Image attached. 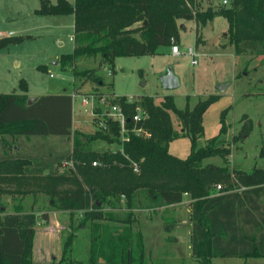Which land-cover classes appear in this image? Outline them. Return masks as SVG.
<instances>
[{
  "label": "trees",
  "instance_id": "obj_1",
  "mask_svg": "<svg viewBox=\"0 0 264 264\" xmlns=\"http://www.w3.org/2000/svg\"><path fill=\"white\" fill-rule=\"evenodd\" d=\"M186 1L190 0H74L73 4L66 0H57L56 4L41 0L35 13L73 16V50L61 55L58 62L61 70L66 71L83 57H100L112 67L115 58L154 54L159 47L172 46V41H179L175 21L192 19ZM216 17L226 20L227 45H233L237 56L264 57V0H231L228 6L197 14L194 16L196 45L201 42L200 29ZM136 24L139 26L134 27ZM9 44L0 43V49ZM19 88L22 93L27 92L25 80L19 82ZM219 97L210 95L192 109L187 97L183 110L176 108L171 95L164 96L159 104L150 96L140 97L132 104L124 97L111 99L109 103L120 106L127 120L128 139L119 142V129L113 123H110V134L96 132L85 138L75 137L71 132L73 112L69 95L40 96L27 105L25 94H0V137L72 140L69 152L45 149L35 159L22 144H17V151L11 144L14 153L0 160V168L1 165L11 168L17 174L19 167L27 168L32 163L34 174L42 175L59 163L73 160L83 183L75 181L71 191L54 189L52 206L60 211L82 212L92 221L105 219L104 204L124 198L126 217L107 219L125 228L118 234L107 233V228L98 234L99 226L95 228L92 264H144L142 235L131 230L133 197L141 189L159 206L179 204L184 194L190 196L191 257L197 264H213V258H264V170L254 168L246 173L229 171L226 166L213 170L209 165L202 166L205 159L226 160L231 154L216 144L218 137L226 132L227 110L221 114L218 135L204 147L196 148V140L204 133L203 116ZM137 108L144 119L134 124L132 117ZM172 116L181 128L180 133L173 127ZM133 129L142 132L136 133ZM248 133L249 129L243 126L237 140ZM180 137L190 140V152L185 159L169 153L170 143ZM94 140L119 144L120 149L94 152L88 148ZM259 157L264 159V144L259 149ZM95 161L101 166L93 167L91 164ZM133 164H137L139 175L133 172ZM215 184H223L224 188L213 192ZM43 219L47 220V215ZM35 224L36 217L31 213L0 217V264H31L28 257ZM99 259L103 262L98 263Z\"/></svg>",
  "mask_w": 264,
  "mask_h": 264
},
{
  "label": "rangeland",
  "instance_id": "obj_2",
  "mask_svg": "<svg viewBox=\"0 0 264 264\" xmlns=\"http://www.w3.org/2000/svg\"><path fill=\"white\" fill-rule=\"evenodd\" d=\"M40 1L0 0V43H11L0 49L1 94L22 93L19 88L22 79L27 82L29 98L46 94H74L77 97L73 99L71 132L77 138L98 132L92 114L98 115L100 108L107 110V103L113 96L132 98L134 103L140 97L150 96L155 104H159L164 96L171 95L176 108L183 110L187 97L189 108L192 109L198 101L217 95L220 96L218 101L203 116L204 133L196 140V148L204 147L209 139L218 135L221 114L227 110L226 132L218 137L216 144L230 150L231 154L226 160L220 157L205 159L202 166H226L229 171L240 170L246 173L254 168L264 170V159L259 157V149L264 144V57L250 54L237 56L233 45H227L228 26L221 17H216L200 29L201 42L195 44L194 16L222 8L221 0L186 1L185 6L192 19L175 21L179 29V41L173 42L179 45V55H172L171 47L162 46L154 54L115 58L112 67L103 63L100 57H83L77 59L74 67L66 71L61 70L58 62L61 55L72 53L74 18L72 15L38 16L35 12L39 9ZM48 1L51 4L57 2ZM66 1L74 3V0ZM181 25L185 27L179 28ZM133 36L137 37V34ZM190 47L195 53L194 65L187 54ZM169 68L179 79V87L173 91H165L160 82ZM49 74L54 78H50ZM221 84H227L224 92L217 90ZM78 96L87 98L89 102L90 96L96 98L93 103L82 106ZM171 118L174 129L180 133L181 128L176 119L174 116ZM243 126L249 129V133L245 138L243 135L237 140ZM12 144H22L33 159L41 150L53 149L63 153L72 148L70 138L25 140L20 137ZM88 148L97 153L115 152L120 149V145L94 140ZM7 150L13 151L11 146ZM189 152L190 140L187 137H180L169 145V153L179 159H185ZM61 164L34 177L27 176L19 167L15 176L6 178V185L13 184L6 187L10 191L0 190V198L4 194L0 207L4 208L2 213H31L36 217L35 235L28 257L31 264H92L90 256L95 228L99 226L98 234H103L105 228L109 234L122 233L125 225L107 218H125L128 212L125 200L121 198L119 202L104 204L105 219L102 221H92L82 212L54 208V189L59 192L71 191L75 181L83 183L73 160L71 165L61 167ZM100 166L97 162L96 167ZM134 173L139 175L140 171ZM231 182L234 183L233 178ZM217 186L224 188L223 184H215L213 192L218 191ZM177 211L173 213L167 206L152 203L143 189L134 194L131 230L134 234L140 233L142 240L144 238V264H197L191 257L190 243L184 240L177 245L172 237L177 223L175 220L180 219V211ZM44 215H47V220L43 219ZM180 215L184 220L186 213L181 212ZM81 224L84 226L81 227ZM179 232L184 235L185 227ZM102 262V259L98 260V263ZM212 263L264 264V258H213Z\"/></svg>",
  "mask_w": 264,
  "mask_h": 264
},
{
  "label": "crops",
  "instance_id": "obj_3",
  "mask_svg": "<svg viewBox=\"0 0 264 264\" xmlns=\"http://www.w3.org/2000/svg\"><path fill=\"white\" fill-rule=\"evenodd\" d=\"M136 26H139V24H136L134 27H136ZM184 27H185L184 25L179 26V28H184ZM72 41H73V37H72ZM224 46H226V45H224ZM179 50H180V48H179ZM170 52H171V49H170ZM53 64L54 65H57L56 62H54ZM46 71H47V69H46ZM49 77H50V74H49ZM19 94H25L29 98V95L30 94L28 92V85H27V92L26 93H19ZM46 95H50V94H46ZM53 95H69V96H71L70 94H65V93H62V94L61 93L60 94L58 93V94H53ZM42 96H45V95H42ZM38 97H40V96H36V97H33V98H38ZM117 97H120V96H117ZM117 97H114L113 96V97H111V99H115ZM73 103H74V101L72 99V112H73ZM1 141H2L1 142L2 144L0 146V160H4L5 157L8 154L9 155H13L14 151H17L18 147H17V144H14L13 145V150L14 151L8 153L7 148H8V146H10L13 143L14 140H12L9 137H5V138H2ZM22 150H24V148ZM20 151H21V147H20ZM206 165L211 166L210 164H206ZM22 170H23L24 174H26L27 176H31V177H34L35 176L34 172L32 171V165L31 164L29 165V167H27V168L24 167ZM13 172H14V170H11V168H6L5 166H2L1 165V168H0V190L5 191V192L6 191H10V189L9 188H6V187H10L13 184L6 185V182H8L6 180V178H9V176H15ZM45 172H47V171H45ZM3 196H4V194H3ZM3 196L1 195L0 203L2 202L1 199H2ZM191 202H192V200H191L190 196L188 194H184L181 203L167 206V208L170 209L171 211H173V213L175 211H177V210L180 211V213L181 212H185L186 213V216H185V219L184 220L181 218L182 215H180V213L178 215V217H180V219L176 218V220H175V221H177V223L175 224V227L173 229V234L172 235H174V236H172V237L175 238L177 245H179L180 242L181 241H184V240L186 242L188 241L190 243L191 229H192V223H191V220H190V215H191ZM3 210H4V208H1L0 207V217H4L6 215H13V214H15L13 212L2 213ZM187 213L189 214L188 215L189 218L187 217ZM183 215H184V213H183ZM184 227H185V232L186 233L184 235H180L179 234L180 233L179 231H181V229H183ZM183 237H185V238H183ZM143 241H144V238H143ZM190 246H191V244H190ZM212 262H213V259H212Z\"/></svg>",
  "mask_w": 264,
  "mask_h": 264
},
{
  "label": "built area",
  "instance_id": "obj_4",
  "mask_svg": "<svg viewBox=\"0 0 264 264\" xmlns=\"http://www.w3.org/2000/svg\"><path fill=\"white\" fill-rule=\"evenodd\" d=\"M230 0H221V3L223 6H227L229 4ZM72 40V39H71ZM172 46H171V54L173 55H179L180 54V50H179V46L177 44H174V42L172 41ZM188 56L192 59V64H196V60H195V53H194V49L192 47H190L187 51ZM50 78H54V76L52 74H50ZM72 99H74V96L71 95ZM80 99V103L82 106H87L90 103L94 102V99L96 98V96H90V102L87 98L85 97H81L78 96ZM102 102L104 103L105 100H102ZM126 102L129 104L134 103L132 98H127ZM108 105V109L107 110H101L98 112V115H95V113H93V121L97 126V130L100 133H105V134H110V123L112 124H116V126L119 129V135L121 137V142L125 141L128 139V129L126 127V118L124 115V112L122 111V108L118 105H111L110 103H107ZM99 109V108H98ZM142 119H144V115L141 112V110L139 108L136 109V113L133 115L132 117V122L134 124H136L137 122L141 121ZM132 131L136 132V133H140L142 132L141 129H133ZM68 164H72V160L69 161H65L61 164V167H64L65 165ZM92 166L96 167L97 166V162H92ZM133 171L134 172H139V168L137 166V164H133ZM221 187L217 186V189L219 190Z\"/></svg>",
  "mask_w": 264,
  "mask_h": 264
},
{
  "label": "water",
  "instance_id": "obj_5",
  "mask_svg": "<svg viewBox=\"0 0 264 264\" xmlns=\"http://www.w3.org/2000/svg\"><path fill=\"white\" fill-rule=\"evenodd\" d=\"M161 85L165 91H173L179 87V79L174 75L171 68H169L164 76L160 79ZM227 84H221L217 86L219 92H224ZM37 98H28L27 105H30L32 102L36 101ZM211 170L215 169V166H209ZM98 205H100L98 203Z\"/></svg>",
  "mask_w": 264,
  "mask_h": 264
}]
</instances>
